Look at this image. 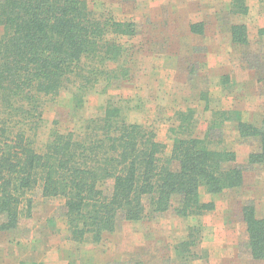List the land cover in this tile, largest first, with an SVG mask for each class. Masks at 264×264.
Listing matches in <instances>:
<instances>
[{
  "label": "trees",
  "instance_id": "trees-1",
  "mask_svg": "<svg viewBox=\"0 0 264 264\" xmlns=\"http://www.w3.org/2000/svg\"><path fill=\"white\" fill-rule=\"evenodd\" d=\"M248 10L247 0H232L231 13ZM135 27L96 14L86 0H0L1 232L18 229L25 208L30 215L37 189L46 199L65 201L73 241L98 243L121 219L136 222L170 210L182 218L202 216L215 209L203 202L202 188L219 195L243 185L244 167L226 168L235 154L211 147L209 132L217 127L205 138L187 135L191 115H181L172 130L170 155L153 129L128 123L113 103L79 131L62 132L55 123L39 148L49 99L69 91L78 112L93 91L128 78L122 40L134 36ZM232 34L234 43L248 44L245 25L232 26ZM240 132L260 138L261 151L250 163L264 164V116L261 127L242 123ZM243 215L250 254L262 261L264 217L253 204Z\"/></svg>",
  "mask_w": 264,
  "mask_h": 264
},
{
  "label": "rangeland",
  "instance_id": "rangeland-1",
  "mask_svg": "<svg viewBox=\"0 0 264 264\" xmlns=\"http://www.w3.org/2000/svg\"><path fill=\"white\" fill-rule=\"evenodd\" d=\"M86 1L98 15L135 23V35L122 40L129 76L93 91L78 112L69 91L49 99L39 148L55 123L62 132L79 131L113 103L128 123L153 129L170 155L172 130L181 115H191L187 135L205 138L217 127L207 136L211 147L235 154L226 168L243 166L244 183L219 195L202 188L203 202L215 204L205 215L182 218L170 210L136 222L121 219L98 243L73 241L65 201L46 199L37 189L19 228L0 231V264H264L250 254L243 215L245 205L253 204L264 217V164L250 163L262 141L240 132L242 123L261 127L264 116V70L251 67L264 68V0H247V15L231 13L232 0ZM234 25L247 27V45L233 42ZM216 55H228L227 63L209 62Z\"/></svg>",
  "mask_w": 264,
  "mask_h": 264
},
{
  "label": "crops",
  "instance_id": "crops-1",
  "mask_svg": "<svg viewBox=\"0 0 264 264\" xmlns=\"http://www.w3.org/2000/svg\"><path fill=\"white\" fill-rule=\"evenodd\" d=\"M228 56V55H227ZM226 55H220V56H212V58H209V62L212 60L214 62V65L223 66L226 62ZM214 66H211L213 68Z\"/></svg>",
  "mask_w": 264,
  "mask_h": 264
}]
</instances>
